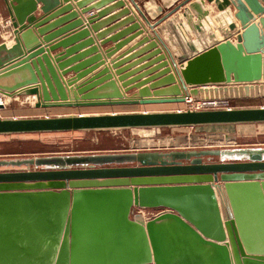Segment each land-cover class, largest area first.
I'll use <instances>...</instances> for the list:
<instances>
[{
    "label": "water",
    "instance_id": "obj_1",
    "mask_svg": "<svg viewBox=\"0 0 264 264\" xmlns=\"http://www.w3.org/2000/svg\"><path fill=\"white\" fill-rule=\"evenodd\" d=\"M127 1L136 14L124 8V21L137 35L141 26L151 30L144 39L155 60L142 80L111 64L124 94L112 87L115 80L106 85L108 96L92 84L81 88L90 70L61 62L71 49L55 54L57 72L49 55L66 47L67 36L50 41L67 27L52 34L40 28L54 15L62 17L52 25L67 19V6L54 8L57 0H3L14 44L0 42V93L31 95L41 108L89 107L248 95L264 83V0H174L154 21ZM117 4L125 7L124 0ZM118 48L103 52L109 57ZM70 71L74 76L62 81ZM133 88L136 94L125 95ZM246 123H264V106L0 116V135ZM141 208L165 211L144 219L135 212ZM0 264H264V147L0 158Z\"/></svg>",
    "mask_w": 264,
    "mask_h": 264
},
{
    "label": "crops",
    "instance_id": "obj_2",
    "mask_svg": "<svg viewBox=\"0 0 264 264\" xmlns=\"http://www.w3.org/2000/svg\"><path fill=\"white\" fill-rule=\"evenodd\" d=\"M125 1V7H121L117 4V0H67L66 3H63V0H57V5L54 8L67 6V11L64 13L67 15V19L61 23L52 25L53 22L62 17L61 14L54 15L52 19L46 23V25L41 26L40 28H45V34H52L55 31H58L61 28L67 27V31L60 36L53 38L51 42H59L63 36V40L67 39L66 47H59L52 52H50L49 57L53 66L56 68V65L59 62L53 60L55 54L67 50L69 52L67 57H64L61 62L67 61V66H73L80 63H85V69L90 70L88 75L83 77L85 81H82L83 84L80 85L81 88L88 87L90 84V90L98 89L101 94L108 96L111 92V86H106L110 81L115 80L114 87L116 90L124 94L123 88L119 81L116 80L114 75V69L111 68V64L119 63L120 66L126 68L127 74L133 78L136 76H141L139 80L146 78L148 75L146 72L149 70V67L146 66L148 63L152 64L155 60V57H148V54L152 50L147 51L148 42L145 41L144 36H152L151 30L147 26H141L143 33L138 34V31H135V28H132L131 24L125 23L124 20L128 17V14H124V8H129L130 12H135V9L127 1ZM140 5L142 10L143 3L150 0H136ZM153 1V0H152ZM170 1V0H169ZM166 4L167 2L164 1ZM164 2H157L156 6L163 7L161 12H158V16L164 14L175 2L172 1V4L169 6H163ZM41 4L37 3V11L35 12L36 16L41 14L40 8ZM166 8V9H165ZM88 9L81 14V11ZM165 9V10H164ZM207 9L210 12V15L217 13L216 8L210 4H207ZM57 10V9H56ZM54 10L51 11L52 14ZM74 12L77 13L75 16H70ZM99 17L91 24H87L85 21L92 14H99ZM146 13V12H145ZM136 14V12L134 13ZM147 14V13H146ZM156 15V16H157ZM64 16V15H63ZM148 16V14H147ZM149 17V16H148ZM154 21V19H151ZM195 19V17H193ZM6 23V24H5ZM82 23V24H79ZM8 25V15L5 9L3 0H0V42H5L7 47H10L14 44L13 35L11 31L7 30ZM87 25V26H86ZM69 28V29H68ZM34 31V37H38L42 43V46H46L47 43H44L42 37ZM81 33V34H80ZM216 35L221 39V35L216 31ZM190 37L192 35L190 34ZM110 38H113V41H106ZM106 41L102 46L100 43ZM61 42V41H60ZM48 43V44H50ZM119 44V48L112 53L109 57H106L104 50ZM167 58V57H166ZM166 60V59H164ZM168 60V59H167ZM162 61H158L156 65L160 64ZM146 66V67H145ZM153 66V65H152ZM66 67V65H65ZM57 72H59L57 70ZM74 72L70 71L63 75L62 81L68 80L74 76ZM146 74V75H145ZM108 76H112L111 79L107 80ZM146 76V77H145ZM137 82V81H136ZM95 84V85H94ZM150 83L143 85V87H148ZM65 88H74L73 86ZM137 89L133 88L125 95L131 96L136 94ZM6 97L5 106L0 109V116L2 111L5 109H13L20 111L21 114H9L7 117H44V116H61L68 114H100V113H113V112H158V111H174L180 110L183 108L182 103H151V104H132V105H112V106H89V107H51V108H41L35 107L36 98L28 96H13ZM8 106V107H7ZM255 124V123H246ZM233 125V124H231ZM241 125V124H239ZM211 127L220 126V125H208ZM204 126V127H208ZM139 129V128H135ZM141 129V128H140ZM150 129V128H148ZM145 130V129H144ZM226 136V135H224Z\"/></svg>",
    "mask_w": 264,
    "mask_h": 264
},
{
    "label": "rangeland",
    "instance_id": "obj_3",
    "mask_svg": "<svg viewBox=\"0 0 264 264\" xmlns=\"http://www.w3.org/2000/svg\"><path fill=\"white\" fill-rule=\"evenodd\" d=\"M225 95L221 98L227 99L232 108L264 106V83L257 84L248 95L242 91ZM11 109L3 110L1 117L21 114ZM248 146L264 147V123L0 135V158Z\"/></svg>",
    "mask_w": 264,
    "mask_h": 264
},
{
    "label": "built area",
    "instance_id": "obj_4",
    "mask_svg": "<svg viewBox=\"0 0 264 264\" xmlns=\"http://www.w3.org/2000/svg\"><path fill=\"white\" fill-rule=\"evenodd\" d=\"M5 96L0 93V105L5 106ZM183 108L180 110H205L217 108H230L229 101L225 98L216 97H193L191 95L185 96L184 101L181 102ZM200 127V126H193ZM152 129V128H150ZM158 148V147H156ZM164 209H136L135 212L139 213L144 219H150L164 212Z\"/></svg>",
    "mask_w": 264,
    "mask_h": 264
},
{
    "label": "bare ground",
    "instance_id": "obj_5",
    "mask_svg": "<svg viewBox=\"0 0 264 264\" xmlns=\"http://www.w3.org/2000/svg\"><path fill=\"white\" fill-rule=\"evenodd\" d=\"M158 1L159 2L166 1L167 2L166 6L167 5L169 6L170 4H172V1H174V0H170V1L169 0H153V1L150 0V1L143 3L142 6L145 9V12L148 14V16L151 17V19H154V17H156V15L158 14L157 6H156ZM210 94H214V92H212ZM220 94H222V92Z\"/></svg>",
    "mask_w": 264,
    "mask_h": 264
}]
</instances>
